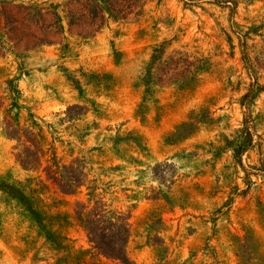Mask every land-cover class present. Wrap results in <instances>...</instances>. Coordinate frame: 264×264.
Wrapping results in <instances>:
<instances>
[{
  "label": "rangeland",
  "instance_id": "obj_1",
  "mask_svg": "<svg viewBox=\"0 0 264 264\" xmlns=\"http://www.w3.org/2000/svg\"><path fill=\"white\" fill-rule=\"evenodd\" d=\"M236 1L233 8L212 0H131L126 9V0H116L123 18L107 0H93L105 19L81 36L68 22L86 13V0H0V122L15 101L13 115L24 127L33 120L45 153L38 169H23L16 158L22 146L0 127V264H51L53 256L8 186L61 216L76 249L89 247L78 219L83 205L100 201L125 215L132 264H240L236 238L246 230L264 254V90L244 99L255 82L264 85V0ZM23 7L41 15L21 20ZM154 49L160 57L146 71ZM199 58L207 64L196 86L180 89L185 64ZM152 73L160 80L148 95L143 79ZM93 74L111 78L109 88L95 86ZM8 81L18 90L14 99ZM73 105L80 115L69 117ZM194 120L188 138H167ZM244 126L253 141L237 162L228 140ZM51 152L62 164L83 158L90 181L63 192L43 170Z\"/></svg>",
  "mask_w": 264,
  "mask_h": 264
},
{
  "label": "trees",
  "instance_id": "obj_2",
  "mask_svg": "<svg viewBox=\"0 0 264 264\" xmlns=\"http://www.w3.org/2000/svg\"><path fill=\"white\" fill-rule=\"evenodd\" d=\"M108 10L121 14L123 17L126 11L115 5L116 0H107ZM126 9L129 8L131 0H126ZM216 4H223L236 8V0H212ZM252 0H247L251 2ZM119 5V4H118ZM86 13H79L80 17L73 19L70 18L68 25L69 31L75 32L81 36L92 35L98 30L105 19V12L103 9L95 4L93 0H86ZM24 12H21V20H31L35 15H41L40 10H35L32 7H23ZM3 12L5 8L1 6ZM125 11L123 14L122 12ZM75 12L71 13L73 15ZM124 18V17H123ZM19 19L11 20V22H19ZM42 43V40L39 41ZM44 43H51L49 40H44ZM162 46V45H160ZM63 53L69 52L67 44H63L61 47ZM159 50L154 49V53L147 63L146 71L154 69L159 59ZM16 56H18L16 54ZM207 64L206 60L199 58L194 62L188 61L185 64L187 75L178 81L180 89H193L198 81V74L204 69ZM160 68V67H159ZM162 70V68H161ZM66 79L71 85L76 86L79 84V78L74 72L64 68ZM184 73V72H182ZM152 74H148L144 79L146 85L145 93L152 95V86L157 84L160 78H156ZM91 81L95 86L102 89L109 88L111 84V78L102 74H93ZM8 92L10 98L14 99L15 94H18V90L14 86H11V81H8ZM264 90V85L255 82L254 87L244 95V99L247 97L253 98L256 92ZM3 107V102L0 100V109ZM18 109L15 101L5 108V114L1 118L0 127L4 134L17 142L22 146V150L17 152L16 158L21 167L25 170H36L42 166V157L44 151L39 141V134L35 130V124L33 120L28 126L24 127L20 125V121L17 118L18 112L12 113L13 109ZM79 106L73 105L68 108L67 112L69 117L71 115L78 116L79 112H76ZM197 116V115H196ZM195 118V117H194ZM193 117H190V120ZM210 119V118H209ZM194 121H184L176 130L168 135L170 141H180L188 138L195 131ZM236 137L234 140H228V146L231 147L233 152V159L240 162L241 156L249 148L253 141V134L250 131L249 126L238 128L235 131ZM136 140H133L136 144ZM157 167V165H156ZM44 173L48 179L54 182L63 192L75 193L78 188L86 185L90 180L87 179L88 172L86 171V161L83 158H74L67 164H62L56 157L54 152L48 159V163L44 166ZM93 184L87 185V188L92 192L95 191V181L91 180ZM8 189L12 194L18 195L23 205L28 212L27 217L30 220L31 227L35 230L36 234L44 239V245L53 253L51 264H107L101 259L104 258L108 261H117L121 264H132L126 251V244L130 237V226L128 218L111 209L103 202L96 201L95 205L91 209H86L87 206L83 205V209L78 211L79 224L83 228L87 236L88 248H74L66 242V237L62 232L64 220L61 216L50 215L45 212L41 205L40 200L36 196L26 198L22 190L17 187H10ZM153 241H158V238H154ZM237 243V255L240 258V264H264V254L261 252L257 240L254 238L249 230L245 231L243 237L236 238ZM159 255L163 256L166 252L164 247H160Z\"/></svg>",
  "mask_w": 264,
  "mask_h": 264
}]
</instances>
